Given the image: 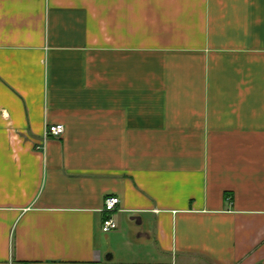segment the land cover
I'll return each instance as SVG.
<instances>
[{"label":"crops","instance_id":"crops-1","mask_svg":"<svg viewBox=\"0 0 264 264\" xmlns=\"http://www.w3.org/2000/svg\"><path fill=\"white\" fill-rule=\"evenodd\" d=\"M0 264H264V0H0Z\"/></svg>","mask_w":264,"mask_h":264},{"label":"built area","instance_id":"built-area-1","mask_svg":"<svg viewBox=\"0 0 264 264\" xmlns=\"http://www.w3.org/2000/svg\"><path fill=\"white\" fill-rule=\"evenodd\" d=\"M63 124H51L47 126L43 138L46 140L50 136H60L64 132ZM120 203V198L117 196H108L105 199L103 211L105 212V217L102 222V230L105 232L111 231L117 228V222L113 218L112 213L117 209Z\"/></svg>","mask_w":264,"mask_h":264}]
</instances>
